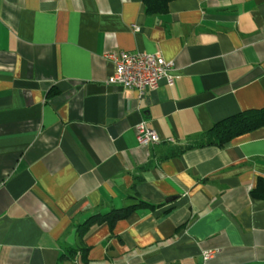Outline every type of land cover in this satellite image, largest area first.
I'll return each instance as SVG.
<instances>
[{
  "label": "crops",
  "instance_id": "crops-1",
  "mask_svg": "<svg viewBox=\"0 0 264 264\" xmlns=\"http://www.w3.org/2000/svg\"><path fill=\"white\" fill-rule=\"evenodd\" d=\"M148 2L0 0V264H264V128L211 140L264 108V0ZM123 52L175 85L110 84Z\"/></svg>",
  "mask_w": 264,
  "mask_h": 264
},
{
  "label": "built area",
  "instance_id": "built-area-1",
  "mask_svg": "<svg viewBox=\"0 0 264 264\" xmlns=\"http://www.w3.org/2000/svg\"><path fill=\"white\" fill-rule=\"evenodd\" d=\"M139 28H136L138 30ZM115 66V74L110 84H116L126 89H136L140 96L146 90H158L164 82L173 87L176 82L175 64L167 61L162 54H132L123 52L119 56H109ZM137 142L143 146L157 145L162 142L160 136L148 122H141L134 128ZM210 252H204L209 259Z\"/></svg>",
  "mask_w": 264,
  "mask_h": 264
},
{
  "label": "trees",
  "instance_id": "trees-1",
  "mask_svg": "<svg viewBox=\"0 0 264 264\" xmlns=\"http://www.w3.org/2000/svg\"><path fill=\"white\" fill-rule=\"evenodd\" d=\"M148 1L149 11L157 13L167 11V3L172 0ZM260 128H264V108L247 111L216 124L211 130V135L213 136L211 140L218 144H223L235 135L253 132ZM257 189L258 192L255 195L259 196L260 192L264 193V180L259 181Z\"/></svg>",
  "mask_w": 264,
  "mask_h": 264
}]
</instances>
